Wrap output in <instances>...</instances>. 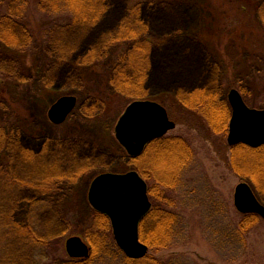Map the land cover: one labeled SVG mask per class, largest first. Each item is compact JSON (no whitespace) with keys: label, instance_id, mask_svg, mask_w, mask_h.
<instances>
[{"label":"rangeland","instance_id":"obj_1","mask_svg":"<svg viewBox=\"0 0 264 264\" xmlns=\"http://www.w3.org/2000/svg\"><path fill=\"white\" fill-rule=\"evenodd\" d=\"M232 3L234 11L238 1ZM220 4L216 0H104L105 9L95 21L67 25L57 47L53 42L43 44L37 39L24 59H19L20 54L15 52L13 59L11 55L1 57L6 67L0 73V123L6 126L0 129V165L7 158V175H14L18 165L16 153L21 156L24 152L46 165L48 175L44 177L39 170L41 174H31L33 182H18L15 190L13 186L9 190L15 191L14 198L19 201L13 214L15 221L25 223L33 203L35 228H49L55 220L66 227L61 238L47 245L50 253L68 257L65 241L72 232L83 237L89 254L90 241L104 236L107 248L87 264H127L114 240L109 218L106 226L100 215L93 214L99 211L89 204L88 190L92 179L100 173L133 169L129 164L134 156L127 154L114 129L125 105L132 100L149 99L163 105L175 122V128L165 136L184 138L192 154L173 189L163 190L157 184L153 187L157 194L149 196L152 206L159 204V196L166 194L173 202L168 209L176 219L170 221L168 216L165 227L160 219L144 220L145 230L150 229L155 242H161L148 247L146 255L164 264H264V220L257 214L247 216L254 213L239 212L233 204L234 188L244 181L264 205V147L256 154L246 152L245 159L237 160L242 154L234 153L233 163V150L227 142L232 113L229 90L235 88L240 92L243 81L241 84L250 90L246 103L253 108H264V93L255 86L253 78L243 80L247 70L244 62L254 57H249L246 48L239 51L236 45L243 42L247 31L246 35L242 31L233 34L225 49L216 46L218 41L224 43L228 38L222 20L211 13L212 8L220 12ZM60 12L64 19L74 17L71 11ZM234 12L243 22L238 28L250 23L256 26L257 22L264 28L263 14L256 19L254 13L251 18H244L240 11ZM35 17L33 12V28L38 27ZM124 18L134 26L143 22L146 29L140 37L151 40L148 64L140 74L144 95H135L130 101L127 97L133 91L119 85L125 62L123 68L115 69L117 58L122 57L120 53L117 57L115 37L124 31ZM30 22L27 20V24L31 25ZM218 31L221 33L217 34ZM252 41L255 43L253 37ZM91 49L95 51L91 53ZM253 55L264 58L262 53ZM98 60H103L105 66L100 63L92 67ZM47 61L51 62L48 67ZM254 61L258 62L256 58ZM262 64L264 67V61L259 65ZM206 93H210V99L203 95ZM66 94L76 97V105L62 122L54 123L48 110L59 96ZM224 100L230 108L225 131L221 129V111L214 106L219 107ZM211 105L214 115L208 112ZM222 112L225 114L223 105ZM9 131L17 135L15 147L4 145V135ZM169 161L173 163L171 158ZM85 163L89 167L77 175V167ZM174 169L175 163L171 175ZM9 192L12 191L0 190V197Z\"/></svg>","mask_w":264,"mask_h":264},{"label":"trees","instance_id":"obj_2","mask_svg":"<svg viewBox=\"0 0 264 264\" xmlns=\"http://www.w3.org/2000/svg\"><path fill=\"white\" fill-rule=\"evenodd\" d=\"M232 1H238L236 9L234 7V11H240L239 14H242L244 18L246 16L251 18L250 14L253 13L256 19H258V16L260 18L262 14L264 15V0L256 3L248 0H216L218 4L221 3L218 7L221 11L218 12L215 8H212L211 13L214 17L217 15L218 18L222 20L223 32L225 33V37H228L227 40H224V43L218 41L216 46L225 49L228 47V42H231L230 38L233 34L237 33V31H242L245 34V31H247L249 34L243 38V42L241 44L236 45V48L239 51L242 48H246L249 52V57L253 56L258 60L257 63L261 64V62L264 61V58L253 54H264V28L261 27L258 22L256 26L253 23H250L248 27L245 26L238 28V26L243 22L236 18L235 12L232 10ZM103 4L104 0H0V73L3 72L6 67V63L1 62V57L3 55H11L12 57L15 52L20 54V56H18L19 59H24L33 49L34 41L37 39L45 42L43 44L53 42L57 47L60 45V40L67 25L69 26L77 21L82 23L86 22L87 24L93 23L99 14L104 11L105 8ZM61 6H63L64 9H61ZM65 8L74 13V17L72 19L63 18V14L60 11H67ZM205 9L208 10V7L205 6ZM33 12H35V21L38 24L37 28L32 27ZM30 19H32L31 22ZM27 20L31 23V25L29 23L27 24ZM121 24L125 26L124 31H121L122 35L118 34L115 37L116 42L114 43V46L118 49L117 57L119 53L122 57H120V59L117 58L118 65L113 66H115V69H121L123 68V62H125L126 72L124 71L123 73L122 69L120 70V76H122L123 81L122 84L120 83L119 85H123V88H129L133 91V95L131 97H127L130 101L133 96L141 94L143 90L141 89L142 77L140 74L141 72H145V68L148 64V53L151 40L146 37H140L142 31H145L146 29L143 22H137L134 26L130 19L124 18L121 21ZM219 33L221 32L218 31L217 34ZM252 37L254 38L255 43L252 41ZM212 38L216 39L217 35L213 34ZM260 45H262V47H259ZM127 46L129 48L126 50ZM2 48L5 51L2 52ZM94 51L95 49H91V53ZM13 58L14 56L12 59ZM254 58H248L247 61L245 60L246 62H244V64L247 65V70L244 71V76L246 78H243V80L249 81L253 78L255 86L259 88V91L264 93V67L263 64H257L254 61ZM100 63L105 66V64H103V60H98L95 61L94 64L93 62L91 64H93V67L94 65ZM49 64H51V62L47 61L46 66ZM256 64L257 67L253 69V66ZM81 65L83 64L80 63L79 66ZM84 72L82 75L86 73ZM241 82L243 81H240L239 89L242 98L245 103H249L246 98V93L248 94L250 90L246 88L244 83L241 84ZM113 93L114 91L111 92V94ZM203 95L210 99V93ZM108 96H110V94H108ZM106 99L109 98L107 97ZM127 102L128 101H126V103ZM207 103L210 104V101ZM182 104L185 106L183 101ZM204 104H206V101L200 105L204 106ZM222 105L225 109V114L222 112ZM214 106L216 110L219 108L221 111L219 113L223 117V127L221 126V129L225 131L227 128V122H225V119L228 121L229 117H227V111L230 108L225 100L220 101L219 107L216 105ZM215 108L211 105L208 112H210L211 115L212 113L214 115ZM3 125L6 126L5 124L0 123V129L4 128ZM1 134L2 133L0 132V135ZM4 136L5 146L9 147L10 145H13L15 147V143L17 145V135H12L9 131L8 134ZM186 144L187 143L184 138L164 135L152 139L139 155L131 157L132 161L129 165L135 169L147 183L149 181L152 182V184L148 185L149 196L157 194L156 189L153 188L155 187V184L163 186V190L165 188L173 189L175 187L182 170L186 167V164L190 160L189 158L192 154V151L189 150L190 146ZM262 145L263 146L259 148H251L243 143L231 146L233 150L232 162L235 163L234 153L238 152L237 155L242 154L239 155V158L237 157V160L242 158L245 159L243 154L246 152L256 154L259 150H262L264 144ZM1 148L2 147H0V149ZM16 154L17 156L15 158H17L18 161L17 169L19 166V170L17 171L16 169L14 175H7L9 174L7 173L9 170L7 158H3V164L0 165V190L4 193L7 192V190L12 191L3 197H0V264H87V261L92 259L93 256L100 254V252L103 251V248H107L106 245H104L106 244L104 236H100L99 239L95 241L88 240L90 241L91 252L87 259H73L68 256V254V257H65L64 255L61 256L55 254L54 252H49L47 245L51 241L61 238L62 234L65 233L66 227H64L63 224L60 225L61 222L55 220L51 223L52 226L49 223V228H47V226H44V229H41L42 227L35 228L33 226V203L29 208L26 222L22 224L15 221L13 214L19 201L15 200V191L12 189L9 190V187L13 186V189L15 190V183L24 182V184H30L33 182L31 174L35 172H37V174H41L43 172L44 177L46 174L48 175L46 165L40 158V160H35L32 154H26L25 152L21 156L19 153ZM169 158L172 159L173 163L169 161ZM33 162L36 163L34 168ZM174 163V174L171 175ZM21 166L30 168H21ZM88 167L89 164L86 163L77 167V175L82 174L84 169H87ZM39 170H42V172H39ZM20 176L22 178H18ZM159 198V204H153L151 210L145 215V217H143V219H141L139 223V239L143 243L147 244L148 247H152L154 244L161 245V242H155L149 234L150 229L146 231V228L145 230L144 220L148 217L153 219L157 218V221L160 219L159 222H163L165 227L169 218L170 221L172 218L176 219V215L168 209V207L173 204L172 200L168 199L166 194H164L162 198L159 196ZM93 214L95 217L100 215L101 217H99V219L101 218L103 220L102 222H106V226L108 225V217L105 214L100 212H93ZM247 216H256V214H247ZM154 230L155 228L153 231ZM71 235H74V232H72ZM157 261L158 260L147 255L140 259H131L126 256L127 264H164Z\"/></svg>","mask_w":264,"mask_h":264},{"label":"water","instance_id":"obj_3","mask_svg":"<svg viewBox=\"0 0 264 264\" xmlns=\"http://www.w3.org/2000/svg\"><path fill=\"white\" fill-rule=\"evenodd\" d=\"M227 97L232 109L228 144L243 143L251 147L264 144V108L249 107L235 88L229 90ZM75 105V96H59L48 110L50 120L62 122ZM174 127L175 122L168 117L163 105L154 100L136 99L126 105L114 131L127 154L136 156L150 140L165 135ZM88 201L94 209L108 216L114 240L125 256L139 259L147 254V245L139 240L138 226L151 202L146 182L137 171L96 175L88 190ZM233 204L239 212L254 213L264 220V205L248 183L242 181L235 186ZM65 250L73 259L80 260L89 255L88 245L79 235L66 239Z\"/></svg>","mask_w":264,"mask_h":264},{"label":"flooded vegetation","instance_id":"obj_4","mask_svg":"<svg viewBox=\"0 0 264 264\" xmlns=\"http://www.w3.org/2000/svg\"><path fill=\"white\" fill-rule=\"evenodd\" d=\"M76 101H77V99H76ZM147 144H148V143H147ZM147 144H146V145H147ZM146 145H145V146H146ZM146 185H147V194H148V183H147V182H146ZM148 196H149V195H148ZM151 206H152V205H151Z\"/></svg>","mask_w":264,"mask_h":264}]
</instances>
